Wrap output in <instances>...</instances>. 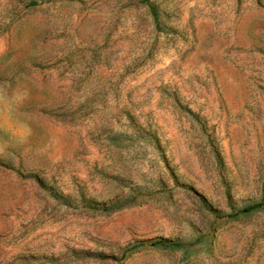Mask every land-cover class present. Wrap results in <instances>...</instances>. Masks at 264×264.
I'll use <instances>...</instances> for the list:
<instances>
[{
	"label": "rangeland",
	"instance_id": "obj_1",
	"mask_svg": "<svg viewBox=\"0 0 264 264\" xmlns=\"http://www.w3.org/2000/svg\"><path fill=\"white\" fill-rule=\"evenodd\" d=\"M261 200L264 0H0V264H264Z\"/></svg>",
	"mask_w": 264,
	"mask_h": 264
},
{
	"label": "trees",
	"instance_id": "obj_2",
	"mask_svg": "<svg viewBox=\"0 0 264 264\" xmlns=\"http://www.w3.org/2000/svg\"><path fill=\"white\" fill-rule=\"evenodd\" d=\"M151 13L152 15L154 16V19L156 20L155 18V14H154V11L151 9ZM255 209H264V201L261 200V201H258L256 203H251V204H248L246 206H244L243 208H241L239 210L240 213H249ZM158 245H163V246H173V247H179L180 246V243L178 242H175V241H161L159 243H157Z\"/></svg>",
	"mask_w": 264,
	"mask_h": 264
}]
</instances>
